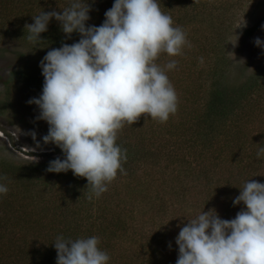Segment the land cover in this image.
I'll return each mask as SVG.
<instances>
[{"label":"trees","instance_id":"obj_1","mask_svg":"<svg viewBox=\"0 0 264 264\" xmlns=\"http://www.w3.org/2000/svg\"><path fill=\"white\" fill-rule=\"evenodd\" d=\"M207 1L158 0V3L161 11L172 17L173 25L184 30L191 24L204 23V12L199 11ZM87 2L91 11L86 26H101L114 0ZM70 3L71 0H0V28L13 27L20 41L39 47L27 39L26 25L34 23L32 17L42 11L62 14ZM210 17L206 15L205 26L211 22ZM198 34L195 31L192 40ZM80 38L78 33L67 37L53 18L47 32L41 34L47 47H39L37 65L11 74L1 111L23 107L27 113L34 114L31 122L41 127L43 120L38 119V107L28 103L42 93L44 78L40 62L48 51L76 43ZM204 41L208 45L206 50H183L182 55L173 57L176 68L166 71L172 85L178 88L185 85L186 105L180 108L178 104L177 112L165 123L142 116L137 123L125 125L119 131L116 143L126 149L127 159L122 164L126 174L118 172L108 191L99 198L87 188L85 178L76 177L71 171L48 172L49 162L55 158L17 162L0 157V177H6L0 183L8 188V193L0 196V264H56L53 244L61 235L66 239L98 237L99 247L110 256L109 264H176L175 234L168 237L158 230L160 215L175 216L182 212V217L189 216L191 220V215L198 211L217 210L226 205L218 199V189L209 180L213 170L226 169L230 162L238 165L235 171L243 181L238 188L229 190L236 174L227 172L222 176L225 187L222 191L232 192L235 198L245 182L264 183V122L260 124L261 137L253 141L251 152L247 141L230 132L235 111L245 110L247 104L264 115V102L256 97L264 82V72L240 84L223 82L229 68L226 54L222 48L213 47L214 42L208 43L206 38ZM169 59L163 54L157 62L163 67ZM198 62L208 66L211 78L206 80L211 84L204 100L199 92L202 84L188 83ZM45 131L47 134L48 129ZM259 175L260 178L256 177ZM198 180L205 190L204 198L199 189L196 191L197 186L189 185ZM194 193L198 195L196 203L192 198ZM233 206L224 209V213L229 214ZM155 221L159 224H153Z\"/></svg>","mask_w":264,"mask_h":264},{"label":"clouds","instance_id":"obj_2","mask_svg":"<svg viewBox=\"0 0 264 264\" xmlns=\"http://www.w3.org/2000/svg\"><path fill=\"white\" fill-rule=\"evenodd\" d=\"M90 11L87 0H71L62 14L42 11L26 25L27 39L42 48L47 42L41 34L53 18L67 37H81L47 52L40 62L42 94L28 103L49 126L43 143L64 156L50 161L47 171L85 178L99 198L118 172L126 174V149L116 143L119 131L142 116L165 123L177 112L178 96L166 74L177 61L169 59L163 67L157 61L163 54L178 57L191 45L158 0H114L99 27L86 26ZM243 26L244 20L238 28ZM255 45L264 49L259 38ZM239 190L233 205L245 207L234 219H222L211 209L187 220L175 240L176 264H264V183L249 180ZM7 193L0 183V196ZM99 245L96 236H58L56 264H109Z\"/></svg>","mask_w":264,"mask_h":264},{"label":"rangeland","instance_id":"obj_3","mask_svg":"<svg viewBox=\"0 0 264 264\" xmlns=\"http://www.w3.org/2000/svg\"><path fill=\"white\" fill-rule=\"evenodd\" d=\"M191 1L194 2V0ZM206 3L208 4H205V7L201 5L202 11H199L200 13L204 12V23L191 24L184 28L186 34H189L187 40L191 46H186L183 50L186 52L192 50L198 52L200 49L206 50L208 46L204 41L206 38L208 43L214 42L213 47L222 48L226 54V59L228 60L227 67L229 66V68L222 80L223 82L227 84H240L251 76L258 77V73L264 72V49L257 47L255 40L259 38L264 42V0H208ZM209 14L211 22L208 24L210 25L208 28V25L205 26V22L206 15L208 17ZM243 20L246 26L238 28ZM195 31L200 34L197 35L196 39L192 40ZM14 32L13 27L0 28V157L17 162H38L46 158L56 159L58 157L64 159L63 153L59 148L52 144L45 145L43 143L42 138L47 135L45 128H49L45 121H42L41 127H37L31 122L34 114L27 113L23 107H19L17 110L6 108L1 111V103L5 102V98L7 97L5 94L6 83L9 82L11 74L18 70L31 69L38 63L40 48L24 44L23 41L18 39L17 33ZM235 35L238 37L237 41ZM216 38L220 39L221 42L218 43ZM193 69L194 72H191L189 75L191 82L188 83L191 85L193 83L194 85L202 84L199 92L204 100L205 94L211 84V82L206 81L211 79L208 66L202 62H198ZM177 71L175 70V72ZM178 77L179 80L177 81H180V75ZM173 87L181 108L186 105L185 85L181 86V88L174 85ZM20 93L18 92L19 98H21ZM39 94L41 95L42 93ZM256 97L264 102V82L259 86ZM250 106L247 104L245 110L240 109L235 111L234 118L230 120V132H234L236 137L247 141L248 150L255 145L253 141L261 137L262 126L260 124L264 122V115L259 110L251 109ZM175 119H177L176 116ZM32 133H35V137H33ZM248 152L251 151L249 150ZM226 166V169H220L217 172L213 170L209 181L218 189V191L216 190L218 199L220 201L222 199L226 204H223L216 212L222 219L231 220L241 211V207L245 206H233V193L230 192L228 194L222 191L225 189L223 187L222 176L227 172L236 174L233 177L229 190L238 188L241 181L239 173L235 171L238 165L230 162ZM241 176L245 180L249 179L245 175ZM256 177L260 178V175ZM189 185L197 186L196 191L199 189L200 195L204 198L205 190L199 180L197 183L192 181ZM209 190L211 192V189ZM192 198L196 203L198 195L194 193ZM219 200L218 202L220 203ZM229 206H233V209L229 214L224 213L223 210ZM198 213L191 215V217H196ZM223 214H226V216ZM182 215H184L182 212L175 216L173 213L162 214L159 216L160 224L157 221L153 224L160 225L158 230L162 235L170 237L175 234L176 238L182 228L176 229L177 226L190 220L189 216L182 217ZM164 229L166 230L165 232H163ZM161 250L163 249L160 248L159 252L163 254L164 252ZM166 257V260L169 261L170 255L167 254Z\"/></svg>","mask_w":264,"mask_h":264}]
</instances>
